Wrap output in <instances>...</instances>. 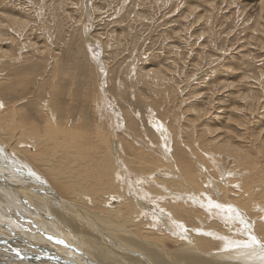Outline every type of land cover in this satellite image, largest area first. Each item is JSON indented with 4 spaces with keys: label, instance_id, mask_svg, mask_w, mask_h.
I'll return each mask as SVG.
<instances>
[{
    "label": "rangeland",
    "instance_id": "obj_1",
    "mask_svg": "<svg viewBox=\"0 0 264 264\" xmlns=\"http://www.w3.org/2000/svg\"><path fill=\"white\" fill-rule=\"evenodd\" d=\"M260 1L0 0V126L35 127L43 139L47 119L57 114L92 137L110 136L111 125L119 149L135 160L166 137L169 163L190 160L211 178L234 183L236 200L244 197L243 178L264 193ZM132 130L139 143L128 138ZM149 208L144 219L151 223L153 214L159 221L161 213ZM0 222L17 232L15 244L0 243V264H38L28 260L35 255L47 264L65 245L76 247L11 203L0 206Z\"/></svg>",
    "mask_w": 264,
    "mask_h": 264
},
{
    "label": "bare ground",
    "instance_id": "obj_2",
    "mask_svg": "<svg viewBox=\"0 0 264 264\" xmlns=\"http://www.w3.org/2000/svg\"><path fill=\"white\" fill-rule=\"evenodd\" d=\"M258 5L263 12L264 2ZM8 19L17 27L26 25ZM56 117L47 119L43 139L34 136L40 132L35 127L10 121L0 126V206L11 203L45 231L75 243L87 255L81 257L85 264H264V199L257 201L263 185L251 187L243 178L244 197L236 200L234 183L211 178L190 160L169 163L166 137H158L161 147H148L135 160L119 149L113 126L110 136L92 137L71 119L63 123L61 115ZM134 130L126 134L139 143ZM140 147L146 148L144 143ZM149 205L161 213L159 221L150 212L151 223L144 219ZM6 231L12 239L4 236ZM14 232L0 222V243L15 244ZM167 243L175 248H166ZM28 260L45 264L36 255Z\"/></svg>",
    "mask_w": 264,
    "mask_h": 264
},
{
    "label": "water",
    "instance_id": "obj_3",
    "mask_svg": "<svg viewBox=\"0 0 264 264\" xmlns=\"http://www.w3.org/2000/svg\"><path fill=\"white\" fill-rule=\"evenodd\" d=\"M34 228L38 229V226L34 223ZM81 257L85 258V255L76 247L71 245H65V249L60 252L53 253L52 256L49 257V264H80L79 262H83L85 264V260L81 259Z\"/></svg>",
    "mask_w": 264,
    "mask_h": 264
},
{
    "label": "snow or ice",
    "instance_id": "obj_4",
    "mask_svg": "<svg viewBox=\"0 0 264 264\" xmlns=\"http://www.w3.org/2000/svg\"><path fill=\"white\" fill-rule=\"evenodd\" d=\"M58 242L62 243V241H58Z\"/></svg>",
    "mask_w": 264,
    "mask_h": 264
}]
</instances>
